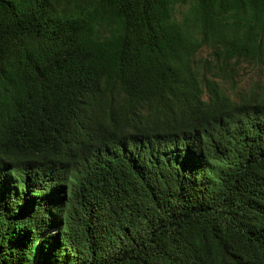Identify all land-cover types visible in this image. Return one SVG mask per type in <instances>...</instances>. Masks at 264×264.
<instances>
[{
    "label": "trees",
    "instance_id": "16d2710c",
    "mask_svg": "<svg viewBox=\"0 0 264 264\" xmlns=\"http://www.w3.org/2000/svg\"><path fill=\"white\" fill-rule=\"evenodd\" d=\"M0 264H264V0H0Z\"/></svg>",
    "mask_w": 264,
    "mask_h": 264
}]
</instances>
